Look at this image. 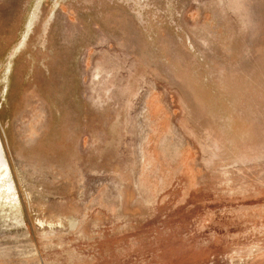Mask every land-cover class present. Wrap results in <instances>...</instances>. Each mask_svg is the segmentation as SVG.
Returning <instances> with one entry per match:
<instances>
[{
  "label": "rangeland",
  "instance_id": "1",
  "mask_svg": "<svg viewBox=\"0 0 264 264\" xmlns=\"http://www.w3.org/2000/svg\"><path fill=\"white\" fill-rule=\"evenodd\" d=\"M37 1L0 0V264H264V0Z\"/></svg>",
  "mask_w": 264,
  "mask_h": 264
},
{
  "label": "bare ground",
  "instance_id": "2",
  "mask_svg": "<svg viewBox=\"0 0 264 264\" xmlns=\"http://www.w3.org/2000/svg\"><path fill=\"white\" fill-rule=\"evenodd\" d=\"M41 3H42V0H38L37 2H36V9H37V11H35V13L33 14V16H32V19L34 20V18H35V16L37 15V13L40 11L39 10V7H40V5H41ZM55 13V12H54ZM53 17H54V15H53ZM52 17V18H53ZM50 24V23H49ZM34 27V23H33V21H32V24L30 25V27H29V29L27 30V33L25 34V38L26 39H28L27 37L29 36V32L32 30V28ZM49 28V27H48ZM44 33L43 34H45V32L46 31H43Z\"/></svg>",
  "mask_w": 264,
  "mask_h": 264
},
{
  "label": "water",
  "instance_id": "3",
  "mask_svg": "<svg viewBox=\"0 0 264 264\" xmlns=\"http://www.w3.org/2000/svg\"><path fill=\"white\" fill-rule=\"evenodd\" d=\"M0 144H1V139H0ZM1 148H2V150H3V146H2V144H1ZM4 152V151H3Z\"/></svg>",
  "mask_w": 264,
  "mask_h": 264
}]
</instances>
